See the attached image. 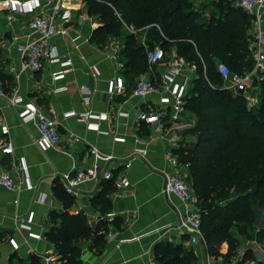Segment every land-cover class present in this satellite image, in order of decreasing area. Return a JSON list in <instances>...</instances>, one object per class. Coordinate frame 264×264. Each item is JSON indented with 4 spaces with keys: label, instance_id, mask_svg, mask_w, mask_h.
<instances>
[{
    "label": "crops",
    "instance_id": "obj_1",
    "mask_svg": "<svg viewBox=\"0 0 264 264\" xmlns=\"http://www.w3.org/2000/svg\"><path fill=\"white\" fill-rule=\"evenodd\" d=\"M1 1L0 71L12 78L9 90L16 88L24 101L34 100L42 110L56 117L61 140L55 147L43 146L38 141L35 125L21 123L18 109L0 99V123L9 129L6 135L0 131V172L8 171L17 176L19 171L15 165L23 162L33 186L31 190L19 192L0 187V264H33L41 254L54 250L44 238V233L52 225L50 213H61L64 208L53 187L55 184L62 186V174L85 168L93 162L92 146L97 147L102 155L114 156L111 161L98 160L99 165L111 168L114 174H126L131 185L108 196L112 207L104 213L91 203V197L101 187L87 182L76 195H72L70 211L83 212L89 227L95 228L102 218L119 217L122 220L120 229L107 224L108 232L101 251L95 252L89 243L78 244L82 251V264H156L154 246L165 241L190 247L196 256L193 264H237L247 250L251 251V258L244 264H264V240L260 241L254 231L240 234L235 226L230 228V235L238 244L235 255L226 262L222 256H212L202 245H189L182 240V235L175 228L181 205L177 198L163 193L164 173L172 171L176 159L178 161L172 151L179 146V142H195L196 136L188 133L191 128L188 126L168 132L166 119L153 125L136 120V114L145 107V102L157 103L158 96L145 99L131 96L132 91H129V84L121 73L122 64L117 55L121 43L117 38L113 41L108 38L102 44L90 41L98 20L97 26L92 27L90 19L77 18L78 13L91 17L85 2L72 13L66 33L55 36L51 41L59 55L71 59V66L63 77L54 79L53 73L60 68L58 64H47L37 72L22 69L26 56L20 47L28 40L31 30L25 18L3 10ZM121 28L130 34L127 27L122 25ZM261 31L264 37V14ZM247 32L252 36L250 27ZM134 36L144 45L143 40ZM166 55L170 60L176 58L172 52ZM166 65L167 61L162 59L155 67L157 78ZM11 67L14 71H10ZM150 76L147 72L138 75L135 83ZM119 79L124 87L120 93L114 90ZM248 93L249 98L245 99L251 107L260 98V84ZM69 111L76 114L90 111L103 116L95 120L98 131L88 129L76 116L64 117L63 114ZM195 121V114L184 110L179 123L194 124ZM70 133L75 135L76 140L69 137ZM141 140L145 143L147 154L133 157L134 150L143 146L137 143ZM7 141L12 143L14 150L2 154L1 148ZM127 160L131 165L125 170L122 163ZM253 211L252 227L257 229L263 210L254 206ZM29 215L30 222L20 220ZM37 234L42 238L34 237ZM226 251V243L219 246L221 255H225Z\"/></svg>",
    "mask_w": 264,
    "mask_h": 264
},
{
    "label": "trees",
    "instance_id": "obj_2",
    "mask_svg": "<svg viewBox=\"0 0 264 264\" xmlns=\"http://www.w3.org/2000/svg\"><path fill=\"white\" fill-rule=\"evenodd\" d=\"M192 3L189 0H85L88 14L98 20L90 38L92 42L104 43L107 35L115 29L119 31L123 24L138 30L149 29L145 46L133 34H126L117 51L129 91L136 84L135 77L148 71L146 50L159 46L165 54L173 52L196 65L185 103V110L196 116L188 130L196 140L179 142L172 153L180 165L186 166V180L202 215L206 250L214 257H224L226 262L235 255L238 244L230 235L231 227L235 226L240 234L254 231L260 241L264 240V81L260 83L259 100L250 108L231 90L223 88L214 60L225 63L236 74L253 67L251 36L247 32L252 17L230 2H219L214 5L217 14L201 23ZM0 80L9 92L11 76L0 71ZM238 95L245 100L242 93ZM99 187L91 203L101 212H108L112 207L108 196L115 191L114 180L102 181ZM53 192L64 210L50 213L52 225L44 238L58 253V264H82L78 244L89 243L92 250L101 251L107 224L120 229L122 220L102 218L91 228L83 212L70 211L72 195L66 194L60 184L54 185ZM254 206L263 210L257 229L252 227ZM182 240L186 236L182 235ZM223 243L227 244L225 255L219 252ZM250 254V250L245 251L237 264L248 261ZM195 260L193 250L181 243L165 241L154 246L156 264H193Z\"/></svg>",
    "mask_w": 264,
    "mask_h": 264
},
{
    "label": "built area",
    "instance_id": "obj_3",
    "mask_svg": "<svg viewBox=\"0 0 264 264\" xmlns=\"http://www.w3.org/2000/svg\"><path fill=\"white\" fill-rule=\"evenodd\" d=\"M85 0H2V8L14 16L25 18L26 24L31 30L28 40L21 45V52L26 56V61L22 64V69L30 72L41 71L47 64H58L59 69L53 73L54 79L63 77L65 71L71 66V59L68 56L59 55L52 39L57 35H63L67 31V24L71 19L72 13L80 9ZM232 4L241 8L252 17L250 25V34L253 38L250 46L253 57V67L244 71L242 74L232 73L228 66L214 60L215 71L223 79V88L235 93H242L245 98H249L248 92L255 88V85L264 81V37L261 31L264 14V0H232ZM195 10V8H194ZM80 20L90 19L92 27L97 26V18H90L83 14H77ZM128 28L130 34H135L134 27ZM144 42V41H143ZM145 46V43H144ZM148 71L151 74L149 78L138 79L131 96L145 99L146 97L158 96L157 103L145 102V107L136 114V120L144 124H160L164 119L169 123L168 132L180 130L183 127H193L194 124H181L179 120L185 110L186 95L190 87V82L196 71L194 63H188L183 57H176L172 60L159 47L152 50H146ZM162 59L167 61L166 67L160 72L157 78L154 75L155 67ZM10 71H14L10 68ZM115 91L120 93L124 91L123 84L119 79L114 87ZM0 99L8 102L9 106L18 109V117L21 123H33L38 131V141L46 148L55 147L61 140V134L58 126L59 121L56 117L42 110L34 100L24 101L18 94L16 88L9 92L5 91L2 80H0ZM124 115L125 113L122 112ZM64 117L76 116V119L85 124L88 129L98 131V124L95 120L103 116L94 114L90 111L76 114L73 111L65 112ZM0 131L3 135L8 134V127L0 123ZM69 137L76 140L73 133ZM140 146L132 153L133 157L145 156L147 149L144 141H137ZM14 150L10 141L5 142L1 148L2 154L12 153ZM90 153L93 162L85 167L79 168L72 173L62 174L60 180L63 191L68 195H76L80 187L91 182L99 186L102 181L114 180L115 191L121 188H129L130 181L126 174H114L113 170L106 166H100L98 160L114 159L112 155H102L97 147L92 146ZM171 156V152H168ZM173 155V154H172ZM175 167L172 171L164 173L163 193L167 196H174L180 202L181 210L178 213L175 228L181 235L186 236L189 245H202L207 248L204 234L202 232V215L196 204V196L187 182L186 166L180 165L176 159ZM125 170H128L130 160L123 162ZM19 174L14 176L8 171L0 172V187L7 190L19 192L23 189L31 190L33 186L27 176V166L23 162L15 165ZM75 213H78L77 211ZM111 217V214L107 215ZM31 216L20 218L21 221L30 222ZM36 238H42L40 234L34 235ZM58 253L48 251L40 255L37 264H58Z\"/></svg>",
    "mask_w": 264,
    "mask_h": 264
},
{
    "label": "rangeland",
    "instance_id": "obj_4",
    "mask_svg": "<svg viewBox=\"0 0 264 264\" xmlns=\"http://www.w3.org/2000/svg\"><path fill=\"white\" fill-rule=\"evenodd\" d=\"M189 1H192L193 2L192 3L193 7L195 8V10H198V15H199V18H200L199 22H201V23L208 22L213 14H217V9L215 10L214 5H216L219 2H223V4H225V2H230V3L232 2V0H189ZM121 29L122 28H120L119 31H117V29L113 30L111 33H109L107 35L106 39L110 38L113 41L114 39L117 38V40H119V44L122 43V38H123L124 35L128 34V31L127 30L124 31L122 29L123 30V35H122L121 34ZM148 31H149L148 28H144V29H140V30L136 29L135 34H133V35H137L138 38H140V40H143L144 42H146V40L148 38ZM252 39L253 38L251 37L250 46H252ZM233 93H234L235 96H237V98H239V100L243 104L246 105V107H248L247 102H245L246 99L244 100L242 97H240V95H238L240 93H235V92H233ZM248 108H250V107H248ZM257 212H259V210H257Z\"/></svg>",
    "mask_w": 264,
    "mask_h": 264
},
{
    "label": "water",
    "instance_id": "obj_5",
    "mask_svg": "<svg viewBox=\"0 0 264 264\" xmlns=\"http://www.w3.org/2000/svg\"><path fill=\"white\" fill-rule=\"evenodd\" d=\"M263 66H264V64H263Z\"/></svg>",
    "mask_w": 264,
    "mask_h": 264
}]
</instances>
